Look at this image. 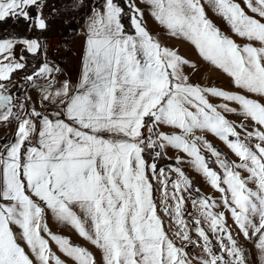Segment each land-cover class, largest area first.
Masks as SVG:
<instances>
[{"label":"snow or ice","instance_id":"6c2138e0","mask_svg":"<svg viewBox=\"0 0 264 264\" xmlns=\"http://www.w3.org/2000/svg\"><path fill=\"white\" fill-rule=\"evenodd\" d=\"M46 2L0 0V22L22 21L28 30L45 31ZM140 2L159 25L194 45L244 94L191 83L184 68L195 65L154 40L136 0H126L128 13L116 0H103L102 8L91 10L75 86L70 80L56 86L60 69L49 64L39 39L0 40V126L15 124L13 141L0 144V264H63L42 232L76 264H96L92 253L51 233L45 223L49 212L99 249L103 264H249L228 218L213 211L217 203L211 198L198 195L192 206L215 244L200 218L192 220L198 237L192 239L184 206L191 180L179 166L171 169L176 173L171 180L155 163L169 147L192 158L195 169L222 194L239 234L264 264V0H244L252 16L234 0H205L246 41L243 46L207 18L201 0ZM125 15L134 34L125 30ZM17 45L22 52L44 56L41 66L24 76L23 86L13 85L24 93L36 90V102L9 86L13 74L26 67L23 54L16 58ZM210 97L239 105L255 125L245 139L255 143L242 142L220 109L237 110L228 104L218 109ZM162 127L176 131L162 132ZM198 132L224 141L240 163L222 157ZM198 144L216 158L221 172L209 167ZM150 176L160 185L175 239L158 215ZM189 245L200 253L192 255Z\"/></svg>","mask_w":264,"mask_h":264},{"label":"rangeland","instance_id":"374dc122","mask_svg":"<svg viewBox=\"0 0 264 264\" xmlns=\"http://www.w3.org/2000/svg\"><path fill=\"white\" fill-rule=\"evenodd\" d=\"M201 2L204 3L207 18L218 29H220L222 33L228 35L237 44L241 46H243L246 43L244 39L236 36L232 32L230 26L226 23V21L220 15L216 14L215 11L205 2V0H201ZM234 2L240 4L248 15L250 16L253 15L245 6L244 0H234ZM136 6L139 7L144 12L145 26L149 31V33L153 36L154 40L158 41L162 47H167L170 50L177 51V53L183 59H186L190 64L195 65V67L186 66L184 68V72L189 77V81L191 83L198 84L202 87H215L220 90H225L231 94H244L241 90H238L234 87V85L231 82V78H229L225 73H223L222 70H219L213 65L209 64L207 61H204L203 58L199 55L198 50L195 48L194 45L184 40L183 38L172 36L167 29L159 25L158 22H156L154 18L150 15V9L148 5L141 3L140 0H136ZM54 47H56V45ZM68 51L69 50L67 51L65 50L64 53L67 55V53H69ZM58 68L60 69V65H58ZM249 98L252 97L249 96ZM210 102L213 105L217 106L218 109L221 104H228L229 107L235 108L237 110L235 113H226L223 112L222 109L220 110L222 112V115H224L225 118L234 126L235 131L239 134L240 140L242 142L249 144L255 143L254 140L248 141L247 139H245L246 132L253 131L255 125L253 121L243 117L239 105L235 104L234 102H227L220 98H212V97H210ZM241 125L244 126L243 129L241 128ZM160 131L166 133H173L176 130L171 129L169 127H162ZM197 135H200L203 138V140H206L215 149H217L222 154V157L227 158V160L229 161L240 163L239 159L234 155V153L230 150L227 144L218 137H216L215 135H213L212 133L198 132ZM229 139L234 140L235 138L229 137ZM198 146L201 149V154L205 156L209 164V167L216 170L217 172H221V170L218 168V166L215 163L216 158L212 156L211 153L202 145L198 144ZM164 156L173 159L174 162L173 164L159 166L157 167L158 169L163 168L169 174L170 179L175 180L176 173L172 172L171 169L175 166H179L184 171L185 175L191 180L192 188L184 193V197H185L184 206H185V219L189 221L188 227L190 229H193L191 233L192 239L193 240L198 239L194 231V225L192 223V220L195 218H200L201 226H203L205 231L208 232L210 239H212L213 244H215V238L212 236V233L208 230L207 223L204 222V220L200 217V214L197 211V209L192 206V199L197 198L198 195L206 198H211L212 200H215L217 203V206L213 209V211H215L216 213H223V215L228 218L227 225L231 230V232L233 233L235 239H237L240 245L248 253L250 258V259L248 258L249 264H261L257 249L250 241L245 240V238L239 234V230L236 227V225L233 223L228 210L223 207L221 201L222 194L216 191L215 189H213L208 183V181L205 179V177L195 169L192 163V158L188 157L185 153L175 150L171 147L165 150ZM149 158L150 160L148 161L152 162V158L150 155ZM177 158H180L183 161V163L177 165L176 164ZM159 161H160L159 159H156L155 163L158 164ZM150 179L151 182L153 183V199L157 205L158 215L164 221V224L166 226V231L168 232L169 236L175 239V237L173 236V233L176 231L175 225H173L171 228L167 227L169 224H171V220L164 213V209L162 205V197L159 191L160 185L157 182V180L152 179L151 176ZM194 189H199L200 190L199 194L196 191H194ZM169 190L171 191V183H169ZM168 203L170 205H173L174 201L169 200ZM45 223L48 225V228L50 229L52 234L69 239L72 245L80 246L86 249L88 252L92 253V255L95 257L96 264H103V257L101 251L97 249L94 245H92L89 241L83 238H79L78 233L71 226L62 223L60 221H57L56 218L50 212L47 213L45 216ZM13 231L16 234H19L20 230L16 226H13ZM41 235L44 236L45 239L49 240V246L52 252L54 253L55 256L59 257V259L63 262V264H76V262L73 259L69 258L64 253H62L59 250L58 246L55 244V242L52 241L45 233L42 232ZM21 244L22 246H25L22 241ZM25 250L26 252L28 251L26 246H25ZM188 251L192 255H196L197 253H200V249L195 247L194 245H189Z\"/></svg>","mask_w":264,"mask_h":264},{"label":"trees","instance_id":"16d2710c","mask_svg":"<svg viewBox=\"0 0 264 264\" xmlns=\"http://www.w3.org/2000/svg\"><path fill=\"white\" fill-rule=\"evenodd\" d=\"M102 2L103 0H47L43 10V14L49 24L47 30L40 31L35 28L28 30L24 22H14L8 19L0 22V39H39L42 45L41 52L46 53L48 62H51L56 53L69 48L73 37L81 30L84 19L91 13L93 8L99 7ZM116 2L124 8L125 13H128V8L125 6L126 0H116ZM32 14H35L34 10H32ZM122 22L125 25L126 32L134 34L129 24L128 15L123 17ZM55 45L56 47H54ZM22 47H20L18 57L21 54L25 56L26 67L14 73L17 81L25 75L35 72L44 61L42 54L33 56L26 53V51L22 52ZM145 158L146 160H150L147 153L145 154ZM158 159L160 161L157 167L173 164L174 162L173 159L167 158L164 155Z\"/></svg>","mask_w":264,"mask_h":264},{"label":"crops","instance_id":"0c3cea01","mask_svg":"<svg viewBox=\"0 0 264 264\" xmlns=\"http://www.w3.org/2000/svg\"><path fill=\"white\" fill-rule=\"evenodd\" d=\"M103 2L101 5L97 8H102ZM89 16V15H88ZM88 16L84 19L83 25L81 30L73 37L72 42L68 49H65L66 51L69 50L67 55L64 53L65 50L60 51L59 53H56L53 56V60L49 62L50 65L58 67L60 65V74L57 77L58 83L57 87L60 86V83H62L65 80H70L73 84V86L76 85L80 73L81 68V57L84 51V42H85V31H86V21ZM3 40V39H0ZM21 45H17L14 49L16 58L18 59L19 51H20ZM27 53V52H26ZM17 84V80L14 77L13 74V82L10 87H13V85ZM16 88L13 87V91H15ZM26 95H30L33 102H36L38 99V93L34 89H29ZM37 110L41 109V105H36ZM15 135V124H11L7 127L0 126V144H3L5 142H12ZM79 238H81L79 236ZM79 243V241H78Z\"/></svg>","mask_w":264,"mask_h":264},{"label":"built area","instance_id":"2783aa9c","mask_svg":"<svg viewBox=\"0 0 264 264\" xmlns=\"http://www.w3.org/2000/svg\"><path fill=\"white\" fill-rule=\"evenodd\" d=\"M23 78H24V77H23ZM23 78H20V79L17 81V84H21V85L23 86V84H24ZM16 91H19L21 95H26V94H27V93H24V92L22 91V89H17V88H16Z\"/></svg>","mask_w":264,"mask_h":264}]
</instances>
